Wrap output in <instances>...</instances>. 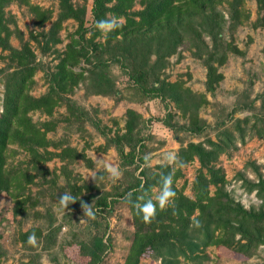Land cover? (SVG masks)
Masks as SVG:
<instances>
[{
	"label": "trees",
	"instance_id": "1",
	"mask_svg": "<svg viewBox=\"0 0 264 264\" xmlns=\"http://www.w3.org/2000/svg\"><path fill=\"white\" fill-rule=\"evenodd\" d=\"M224 3L230 12V28L235 30L249 21L244 0H143L142 9L138 11L133 10L135 0H93L91 28L85 26V7L76 5L73 0H58L55 20H52V9L32 4L30 0H0V53L6 52L2 58L7 61L6 66L0 69L4 88L0 113V194L4 193L12 200L14 216L25 214L39 203L29 190L32 185L38 184L37 180H44L46 175H50L45 167L48 162L58 159L63 163L61 169L64 170L78 160L92 167L85 153L62 147L47 138V134L55 130V122L45 121L37 126L31 114L40 112L51 117L54 109L64 105L68 113L67 121L87 119L88 112L66 97L81 82H87L94 94L117 97L120 93L109 76V65L104 58L106 51L109 60L123 63L125 68L130 69L126 74L144 95L172 102L180 116L187 119L190 133L199 135L204 131L205 122L199 117V110L210 104L206 94L194 93L183 80H159L158 73L154 72L176 52L179 45L187 43L205 66V92L212 94L223 79L219 69L228 55L245 56V52L238 49L232 40L225 41L221 36L225 20L217 8ZM11 4L24 6L33 16L34 27L41 32H30L29 40H24L14 16L5 10ZM256 4L260 17L252 26L264 28V0H256ZM110 16L123 17L126 22L104 36V42H95L103 35L95 28V22ZM69 20L74 21L77 28L65 45L55 71L48 78L47 92L34 97L31 90L35 85V75L41 68L30 41L39 45V37L44 38L42 49L49 51L60 42L58 34ZM49 22L51 26L44 32V26ZM87 32L91 33L87 36ZM12 36L19 40V48L11 45ZM206 37L210 46L205 41ZM113 41L114 46L117 43L118 52L107 49ZM149 54L156 56L151 66L143 67L135 62L140 58L146 59ZM81 61L88 68L75 71ZM261 107L264 110V96ZM125 116L123 133L109 137L102 132L105 145L96 149L103 153L114 147L120 160L119 168L125 177L119 186L114 187L113 192L99 193L95 184L67 183L71 194L77 197L76 202L68 206L70 209L94 200L92 207L95 214L104 211L110 214L118 199L127 205L134 232L124 264H139L142 258L151 254L161 259L163 264H177L179 258L196 262L209 247L226 251L228 257L232 254L247 260L260 247L264 248V175H259L258 182L249 186L250 191H257L263 204L258 209L246 210L225 191L224 175L214 165L217 157L233 146V139L227 131H220L216 142L207 140L206 146L189 143L180 148L178 156L184 164L194 160L200 164L192 183L194 197L190 198L184 194L183 186H177L182 176L179 167L169 164L149 166L150 160L143 155L141 116L132 109L126 110ZM172 117L168 113L164 121L171 129L176 127L172 124ZM243 122L247 123L248 118ZM93 126L98 128L97 124ZM20 153H24L26 158L15 162L14 158ZM169 173L173 175L175 207L158 209L155 219L145 223L124 197L131 192L133 203L142 195L145 199L155 197L161 187L162 176ZM96 177L103 178L104 172H97ZM47 182L54 184L55 181L50 179ZM93 191H96L94 196L91 194ZM197 221L201 227L194 226ZM58 229H51L45 235L40 229H32L21 235V241L25 243L29 235L35 233L36 238L43 239L44 243L52 242ZM78 246L79 254L87 259V264H99L109 248L108 242L98 236Z\"/></svg>",
	"mask_w": 264,
	"mask_h": 264
},
{
	"label": "rangeland",
	"instance_id": "2",
	"mask_svg": "<svg viewBox=\"0 0 264 264\" xmlns=\"http://www.w3.org/2000/svg\"><path fill=\"white\" fill-rule=\"evenodd\" d=\"M142 1L135 0L133 10L142 9ZM30 2L45 9H52V20H55L58 0ZM73 3L85 7L87 11L85 26L91 28L93 0H73ZM244 7L250 16L249 21L237 26L235 30L230 28L227 4L224 3L217 8L225 20L222 38L228 42L232 40L238 49L245 52V56L228 55L226 62L219 69L223 79L212 94L205 92V66L187 43L179 45L176 52L167 57L164 63L160 64V69L154 72L158 73L159 80L166 82L183 80L185 86L194 93L206 94L210 104L199 110V117L205 122V129L201 134H193L187 130V119L180 116L172 102L148 98L138 90L126 74L130 69L125 68L123 63L121 65L120 62L109 60L107 51L104 58L109 65V76L114 82V87L120 93L117 97L94 94L92 88L89 90L87 82H81L74 92L66 97L88 112L87 119L81 122L73 119L71 122L67 121L68 113L64 105L54 109L51 117L40 112L31 114V119L37 126H41L45 121L55 122V130L49 132L47 138L62 147H71L79 153H85L91 160L92 167L89 168L84 161L78 160L67 165L64 170L61 169L63 163L58 159L48 162L45 167L50 171V175H46L44 180H37L38 184L32 185L29 190L30 195L39 203L23 215L14 216L12 200L4 193L0 194V264H87V259L79 254L78 245L94 236L101 237L109 244L99 264H124L134 232L127 205L118 199L113 204V211L110 214L105 211L97 212L95 219H91L84 215L80 205L76 209L62 208L59 198L64 192H70L68 182L77 185L95 184L99 188V193L113 192V188L119 186L125 178L124 174L119 179H112L103 165L98 163L104 161L119 167L120 160L114 147H109L103 153L96 149L105 145L102 132L109 137H113L115 133H123L125 112L128 109L141 116L143 155L149 157L150 167L167 164L164 155L168 152L178 154L180 148L186 147L189 143H202L206 146L207 140L216 142L218 133L227 131L233 139V146L220 154L214 163L215 168L224 175L226 181L224 189L246 210L261 207L263 203L257 191H250L249 186L258 182L259 175H264V110L261 107L264 96V28L252 26L260 17L256 0H244ZM5 10L14 16L24 40H29L30 32H41V29L34 27L33 16L24 6L11 4ZM50 26L51 22L46 23L43 31L47 32ZM76 28L77 24L74 21L65 22L58 34L60 42L49 51L44 52L42 49L44 38L39 37L41 41L39 45L30 41L41 68L35 75V85L31 90L34 97L47 92L48 78L55 71L59 57ZM89 33L91 32H87V36ZM104 39L102 35L97 37L95 42H104ZM205 41L211 45L209 38L206 37ZM10 43L14 48L20 47L19 40L14 36ZM116 45L117 43L114 46L113 41L107 47L108 51L118 52ZM5 54L6 52L0 53V69L6 66L7 61L2 58ZM90 54L92 57L93 54ZM145 57L146 59L140 58L135 62L143 67H149L156 61L153 54ZM81 68L86 69L88 65L81 61L75 71ZM2 79L0 75V113L4 91ZM168 113L172 114V124L176 125L173 129L164 123ZM246 118L248 122L244 123ZM238 122H241L240 125H237ZM94 124H97L98 128H95ZM25 158V154L20 153L14 161L19 162ZM179 169L182 176L177 181V186H183L184 194L193 198L192 183L200 164L194 160ZM102 171L103 178L97 177L95 181L91 178L92 173ZM50 179H54V184L47 182ZM91 194L96 195V191ZM93 201L90 200L86 205H93ZM56 228L59 229L52 242L44 243L43 239L37 238V243L31 245L27 241L25 243L21 241V235L32 229H40L42 235H45ZM263 249L260 247L252 258L241 260L232 254L228 257L226 251L209 247L204 250L198 261L179 258L177 264H264ZM139 264L163 263L161 259H156L151 254L142 258Z\"/></svg>",
	"mask_w": 264,
	"mask_h": 264
},
{
	"label": "clouds",
	"instance_id": "3",
	"mask_svg": "<svg viewBox=\"0 0 264 264\" xmlns=\"http://www.w3.org/2000/svg\"><path fill=\"white\" fill-rule=\"evenodd\" d=\"M126 21L123 17L110 16L107 19L99 20L95 22V28L98 29L105 37L108 33L115 31L121 28ZM146 160L149 157H145ZM164 160L169 165H173L175 167H183L184 163L180 160L178 154L176 152H168L164 155ZM99 164L103 165L107 173L112 179H119L123 173L119 169V167L114 166L110 163H106L104 161H98ZM91 178L95 181L96 174L92 173ZM173 175L169 173L166 176H162L161 178V187L158 190L155 197L148 196L145 199V196L137 197V202L133 203L132 201V193L129 192L124 197V200L132 204L136 210L137 215H140L145 223H151L159 210H166L169 207H175V196L176 193L173 191ZM77 197H74L71 192H64L59 198V204L62 208L66 209L70 204L75 203ZM142 201V203L140 202ZM81 208L83 209L84 215L88 216L91 219H95V212L93 210L92 205L81 204ZM195 227H201V224L197 221L194 225ZM29 244L35 245L37 243V238L35 233L29 235L28 241Z\"/></svg>",
	"mask_w": 264,
	"mask_h": 264
}]
</instances>
